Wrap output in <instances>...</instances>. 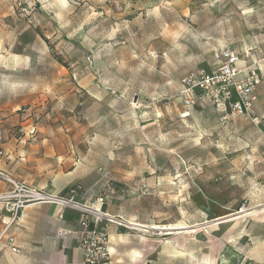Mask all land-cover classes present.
<instances>
[{"label": "rangeland", "instance_id": "1", "mask_svg": "<svg viewBox=\"0 0 264 264\" xmlns=\"http://www.w3.org/2000/svg\"><path fill=\"white\" fill-rule=\"evenodd\" d=\"M225 48L264 71V0H0V106L15 104L0 113V142L19 154L10 177L85 202L104 193L115 220L185 227L110 222L130 235L122 251L142 254L136 264H262L264 124L208 102L187 109L178 95ZM6 214L0 203V234Z\"/></svg>", "mask_w": 264, "mask_h": 264}, {"label": "crops", "instance_id": "2", "mask_svg": "<svg viewBox=\"0 0 264 264\" xmlns=\"http://www.w3.org/2000/svg\"><path fill=\"white\" fill-rule=\"evenodd\" d=\"M241 63L239 65L241 69V74H246L250 67H258L256 63L252 64L249 57L247 59L241 57ZM262 84L258 88V94L260 97V90ZM14 93V92H13ZM259 99L255 102L252 122L256 125L264 124V109H260L261 103ZM14 103H8L4 100L3 104L0 106V113L7 111ZM2 134L3 130L0 128ZM6 154L8 157L2 161L0 159V171L7 176H15L13 174V169L15 164L19 162V154L11 151L12 142L5 145ZM25 161L29 159H24ZM9 168V169H8ZM6 183L0 182V203L5 208L8 215L6 214L3 218L4 228L1 234L4 233L5 229L10 225L8 233L15 236L16 248L18 252H13L12 248L5 244V246L0 244V252L4 249H9L12 252L13 257H9L3 261L0 256V264H86L84 261L83 252L79 245L78 234L82 229L81 207L93 206L94 210H99L105 214L117 218L107 212L106 207L103 203H92V200H85L86 197L82 192L77 190H70L69 187H65L61 193L55 192L53 188H48L44 192L49 195L55 196L60 199H65L68 201L67 204L61 203H35L19 214V218L14 221L12 218L14 199L3 198L10 194L13 190L6 191ZM98 197V196H97ZM93 198V197H92ZM91 198V199H92ZM107 199V198H105ZM96 216L92 215L89 218V228H94L95 226L105 229L110 233L111 236V256L113 259L111 264H136L140 261L142 257L136 258L133 251L134 248H127L122 251L121 245L129 246L130 240L129 234H120L117 229L110 225V222L104 218L96 224ZM127 221V220H126ZM129 222H135L143 225H149L141 223L137 220H129ZM18 225L19 228H16ZM0 234V235H1ZM135 238L136 236L133 235ZM264 247V245H263ZM6 249V250H7ZM8 252V250H7ZM8 254V253H5ZM11 254V253H10ZM123 255V256H122ZM264 264V261L262 262Z\"/></svg>", "mask_w": 264, "mask_h": 264}, {"label": "built area", "instance_id": "3", "mask_svg": "<svg viewBox=\"0 0 264 264\" xmlns=\"http://www.w3.org/2000/svg\"><path fill=\"white\" fill-rule=\"evenodd\" d=\"M219 65L216 69L208 71L197 69L181 80L178 95L185 108L189 109L201 102H208L217 107L225 114L227 119L230 117H243L252 120V113L255 102L258 100V87L264 80V71L258 67H250L246 74H241L239 67L241 56L234 50L225 48L218 53ZM2 133L0 131V141ZM4 148L0 142V159L4 156ZM0 177L14 186V190L3 198L14 199L12 209L15 213L21 212L26 207L35 203H61L67 204L68 201L49 195L37 188H33L25 182H17L11 177L0 171ZM105 194H100L97 202L103 203ZM81 225L82 229L78 234L79 245L83 252L86 264H102L110 259L111 256V236L97 226L89 228L87 213H95L90 207L82 208ZM95 223L98 224L102 217L100 212H96ZM106 220L118 226L150 234L147 232L158 231L153 229V225H143L135 222L124 221L123 223L114 222L113 217L105 214ZM15 219V218H14ZM10 225L0 235V241L6 239V245L10 246L13 252H18L16 248L15 236L8 233Z\"/></svg>", "mask_w": 264, "mask_h": 264}, {"label": "bare ground", "instance_id": "4", "mask_svg": "<svg viewBox=\"0 0 264 264\" xmlns=\"http://www.w3.org/2000/svg\"><path fill=\"white\" fill-rule=\"evenodd\" d=\"M82 208H84V207H82ZM261 209H264V204L262 205V206H260V207H258L255 211H257V210H261ZM95 211V213H94V215L95 214H97L96 212H100L101 213V217L102 218H106L107 219V217H105L104 215V213H102L101 211H98V210H94ZM96 216V215H95ZM241 216V214L240 213H233V214H231V215H229L228 217H226L225 219L227 220H231V219H236V218H239ZM113 219V218H112ZM114 222H118V223H121V221H119V220H115L114 219ZM154 229H167V230H169L170 232H178V231H182V230H184L185 229V227L184 226H181V225H169V226H154L153 227ZM133 253H134V255L136 256V258H140V257H142V254L139 252V251H133ZM123 256V255H122Z\"/></svg>", "mask_w": 264, "mask_h": 264}]
</instances>
